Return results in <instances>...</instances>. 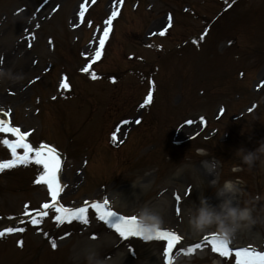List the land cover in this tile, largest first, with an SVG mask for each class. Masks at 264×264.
<instances>
[{"label": "rangeland", "instance_id": "374dc122", "mask_svg": "<svg viewBox=\"0 0 264 264\" xmlns=\"http://www.w3.org/2000/svg\"><path fill=\"white\" fill-rule=\"evenodd\" d=\"M81 1L0 0V110H12L15 122L23 130L38 126L36 136L54 142L66 153L69 161L62 178L68 185L63 196L65 203L71 199L109 196L124 214L137 213L141 207L148 206L161 215V226L178 231L188 242L200 239L203 233L193 235L189 231L185 210L182 216L175 215L172 194L191 189L192 202L203 194L215 204L216 189L225 180H231L241 188L238 197L241 206L247 202L253 209L255 223L238 231L230 241L237 246L264 248V157L249 167L237 154L241 148L254 150L264 141V91L257 90L259 81L264 80V59L258 61L254 57L264 48V0H239L211 26L205 43L196 38L179 47L175 46L179 37L196 36L222 2L227 4L230 0H139V9L132 14L128 6L118 22L116 39L111 40L105 51L104 63L95 67V78L91 73L77 71L84 61L75 52L81 50L85 55L95 39L89 36L85 24L78 28L74 22ZM110 1H99L93 16L100 12L108 16ZM148 4L152 6L150 12L144 8ZM181 5L191 6V10L183 12L178 9ZM169 23H172L169 35L156 38ZM127 32L131 34L126 35ZM148 40H154V44L146 48ZM126 52L135 56L128 59ZM136 57L143 60L137 61ZM127 67L131 68L126 70ZM238 71H244L243 78L237 77ZM110 72L117 73L118 80ZM60 73L69 77L73 87L72 97L62 100L65 111H56L62 127L75 135L67 143L57 141L56 130L60 126L51 119L59 105L52 106L49 114L47 106L42 108L40 116L32 114L35 106L32 102L55 92ZM151 88L156 94L147 112L136 111V104L146 98ZM84 96L91 102L79 114L84 118L88 113L82 124L79 118L76 121L71 118L74 112L70 108L77 109L80 101L87 99ZM256 100L259 102L256 113L232 121L244 115ZM219 108L225 109L221 118L217 116ZM139 116L143 122L134 127L131 120L129 138L119 152H110L107 135L113 125L120 119ZM184 119L196 123L195 127L186 129L183 140L195 134L199 136L172 148V137L184 128ZM44 124L51 131L44 129ZM125 133L120 141H124ZM0 138L6 139L3 135ZM0 142L3 143L2 139ZM198 149L207 154L199 153ZM85 158L88 160L84 171L86 182H79L75 189V182L83 175L76 171L81 170V159ZM211 161L217 173L214 178L204 173L205 165ZM33 174L34 171H22L20 179L8 182L7 191L0 187V216L16 214L22 209L36 210L48 200L41 184H35L30 191L24 188L25 179ZM39 174L40 171L33 176L34 181ZM50 227L45 225V234L50 232ZM89 227L94 225L60 228L56 234L68 238L58 243L57 252L45 247L40 259H35V249L38 244H44L41 234L27 233L24 250L16 253L10 250L12 239L11 243L0 244V264H161V244L134 240L129 242L128 255L126 248L118 244V235L107 233L101 235L103 239L99 242L88 241V236L93 237ZM202 251L193 260H182L179 264H205V261L230 264L226 263L227 258L220 261L210 249L202 248Z\"/></svg>", "mask_w": 264, "mask_h": 264}, {"label": "snow or ice", "instance_id": "6c2138e0", "mask_svg": "<svg viewBox=\"0 0 264 264\" xmlns=\"http://www.w3.org/2000/svg\"><path fill=\"white\" fill-rule=\"evenodd\" d=\"M44 2L47 3V0H44ZM117 15L118 12L114 10L112 11L111 16L105 21L106 26L103 30V35L99 39V49L95 52L96 59H99L101 56L100 49L104 48L105 40L109 36L111 25ZM80 16H84L83 6H81ZM169 20H171V18H169ZM169 26L171 25L169 24ZM165 31L166 29L159 34L163 36ZM200 39L202 40L203 36H201ZM83 71L87 72L88 67H85ZM93 78H95V74H93ZM61 88L68 89V83H62ZM151 100L152 93L149 91L148 96L144 99L141 107L148 105ZM124 123L129 122L125 121ZM136 123L139 124L140 121L137 120ZM187 123L191 124L192 121H187ZM117 131H119V129H117ZM0 133L10 134L16 138L14 141L0 138L11 153V159L0 161V172H3L5 169H13L18 165L28 166L31 163L42 168L38 179H36L34 183L47 186L51 202L42 204L40 209L35 210V214L25 212L26 216L31 217L29 222L33 226L40 224L42 219L49 215V210H54V220L58 225L65 222L71 223L74 220L79 221L81 224H88V209L90 207L96 213V219L102 221L109 229L114 230L121 240L126 241L130 237H140L144 241H163V257L165 258V264H171V254L173 249L182 245L184 237L174 231L161 230L160 228L156 230L154 235L145 237L138 223V217L136 215H121L117 211L112 210L107 197L102 203L93 202L89 204V202L85 201L83 206L75 209L63 207L58 201V197L63 190L58 180V173L61 167L59 153L47 144H40L38 147L34 148L26 140L28 133H22L19 128L10 126L7 121L2 119H0ZM112 139L114 141L116 140L115 134H113ZM17 149H23V153H18ZM174 199L177 205L175 208V215L180 217L182 216L183 211L192 202L191 189H188L185 193L176 195ZM17 231L23 232L24 229L7 227L3 231H0V237H3L6 233ZM95 238V235H93V239ZM201 243L210 245L211 251L213 253H218L221 257H228L233 254V250L229 248L228 241L219 239L216 234H212L210 237L205 236ZM201 243H193L188 251L192 252L195 249H200ZM52 247H56L54 242L52 243ZM234 255L236 258L235 264H264V252L255 251L251 248L236 249Z\"/></svg>", "mask_w": 264, "mask_h": 264}, {"label": "clouds", "instance_id": "9594fccd", "mask_svg": "<svg viewBox=\"0 0 264 264\" xmlns=\"http://www.w3.org/2000/svg\"><path fill=\"white\" fill-rule=\"evenodd\" d=\"M242 162L249 167L264 157V141L251 151L243 148L237 150ZM211 174V173H210ZM241 188L238 183L225 180L215 192L216 203L201 194L195 202L185 209L187 226L193 235H200L214 230L221 240L229 241L238 231L249 228L255 223L253 209L245 202L244 206L238 201ZM138 223L144 236L154 235L163 221L161 215L153 208L143 206L137 211Z\"/></svg>", "mask_w": 264, "mask_h": 264}, {"label": "bare ground", "instance_id": "6f19581e", "mask_svg": "<svg viewBox=\"0 0 264 264\" xmlns=\"http://www.w3.org/2000/svg\"><path fill=\"white\" fill-rule=\"evenodd\" d=\"M206 167H208V168H206ZM205 167V171H206V174L208 175V176H211L213 173H214V171L212 170V169H210L209 168V166H206ZM211 173V174H210ZM212 233V232H211Z\"/></svg>", "mask_w": 264, "mask_h": 264}]
</instances>
